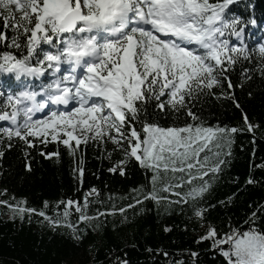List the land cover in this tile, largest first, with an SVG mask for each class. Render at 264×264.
Masks as SVG:
<instances>
[{"label":"snow or ice","instance_id":"obj_1","mask_svg":"<svg viewBox=\"0 0 264 264\" xmlns=\"http://www.w3.org/2000/svg\"><path fill=\"white\" fill-rule=\"evenodd\" d=\"M233 2L0 0V21L5 30L0 31V41L8 39L6 30L11 28L14 33L11 44L5 47L23 49L19 55L9 51L0 54V73L13 74L17 79L40 80L49 74L51 77L36 88L28 86L6 96L0 92V122L8 124L0 127V143L6 137L11 147L12 140L18 138L30 148L36 142L33 138L47 143L50 136L74 155L81 143L111 141L123 151L124 159L116 161L109 171L119 170L123 175L122 165L134 158L152 172L150 189L141 186L142 199L134 198L135 204L143 200L157 205L162 200L169 205L192 201L193 214L203 221L206 209L200 201L210 192L222 171L221 165L228 163L222 157L231 155L233 134L240 130L254 133L258 126L248 122L245 115V129L196 123L162 127L148 121L146 105L155 101V107L165 112L169 108L174 112L184 109L196 121L198 117L188 101L214 86L223 88L230 69L253 59L243 42L246 23L226 12ZM248 23L254 25L256 20ZM232 36L240 43L232 42ZM256 56L264 76V44H260ZM250 71L244 69L245 79L251 78ZM232 87L228 80L227 88ZM225 148L229 151L225 152ZM76 171L83 176L82 167ZM169 173L170 179L163 182ZM197 180L199 183H195ZM185 183L190 185L188 191H176ZM247 183L255 181L249 178ZM160 192L171 193L178 199L173 201ZM91 194L98 195L93 188L85 195L83 206L72 199L60 201L65 205L63 220L59 212L50 217L45 211L18 205L9 207L21 218L27 211L44 217L54 226L63 223L72 229L75 239H82V230L68 220L73 206L80 222L125 212L121 207L111 212L98 211L96 217L87 215L85 209ZM229 227L231 230L221 235L214 226H209L200 240L210 239L226 264H264V232Z\"/></svg>","mask_w":264,"mask_h":264},{"label":"trees","instance_id":"obj_2","mask_svg":"<svg viewBox=\"0 0 264 264\" xmlns=\"http://www.w3.org/2000/svg\"><path fill=\"white\" fill-rule=\"evenodd\" d=\"M226 12L229 17H240L246 23L244 45L253 59L230 69L223 88L214 86L188 101L198 117L196 121L188 117L184 109L174 112L169 108L165 112L155 107V101L146 105L148 121L162 127L196 123L213 128L245 129V115L248 122L258 126L254 133L240 130L233 134L231 155L222 157L228 163L221 165L222 171L217 174L210 192L200 201L206 209L203 221L193 214L192 201L169 205L167 200H162L157 205L143 200L135 204V199H142L144 188L150 189L152 172L134 158L122 165L123 175L119 170L109 171L116 166V161L124 159L123 151L111 141L89 140L87 144L81 143L73 155L67 146L59 140L52 141L50 136L47 143L33 138L36 142L30 148L18 138L8 147L5 137L0 143L3 152L0 201L6 202L0 203V264H226L210 239L200 240L209 226H214L221 235L231 230L229 225L240 231L251 228L264 232V76L259 71L256 56L260 44H264V0H234ZM252 19L256 24L248 23ZM0 31H5L2 21ZM13 34L11 28L6 30L8 39L0 41V54L9 51L19 55L23 51L5 47L11 44ZM244 69H251L250 79L244 78ZM49 76L40 80L17 79L14 75L2 77L0 92L6 96L7 92L15 93L28 86L36 88L41 82H48ZM228 80L234 87L227 88ZM7 126L0 123V127ZM136 127L139 129L140 125L137 123ZM81 159L83 164H80ZM78 167L84 169L82 177L76 171ZM171 175L164 177L163 182ZM211 175L209 173V177ZM249 178L255 183H247ZM189 187L185 183L176 191L183 193ZM93 188L98 195H88L87 215L96 217L98 211L111 212L121 207L125 212L116 211L80 222L73 206L68 220L82 230V239H75L72 229L63 223L54 226L36 213L25 211L23 218L18 214L9 216L13 212L9 205H18L23 209L45 211L50 217H56L59 212L63 220L65 205L59 202L72 199L83 206L85 195ZM159 188L160 183L158 192ZM159 194L173 201L178 199L168 192ZM128 204L135 207L128 208Z\"/></svg>","mask_w":264,"mask_h":264},{"label":"rangeland","instance_id":"obj_3","mask_svg":"<svg viewBox=\"0 0 264 264\" xmlns=\"http://www.w3.org/2000/svg\"><path fill=\"white\" fill-rule=\"evenodd\" d=\"M236 39V38H235ZM238 40L236 39V42H237ZM238 42H240V41H238ZM10 74H7V73H0V77L1 76H4V77H8ZM9 216H15L14 215V212H12Z\"/></svg>","mask_w":264,"mask_h":264}]
</instances>
